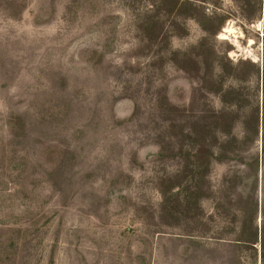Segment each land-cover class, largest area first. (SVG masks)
<instances>
[{
	"label": "rangeland",
	"instance_id": "1",
	"mask_svg": "<svg viewBox=\"0 0 264 264\" xmlns=\"http://www.w3.org/2000/svg\"><path fill=\"white\" fill-rule=\"evenodd\" d=\"M0 264H264V0H0Z\"/></svg>",
	"mask_w": 264,
	"mask_h": 264
},
{
	"label": "bare ground",
	"instance_id": "2",
	"mask_svg": "<svg viewBox=\"0 0 264 264\" xmlns=\"http://www.w3.org/2000/svg\"><path fill=\"white\" fill-rule=\"evenodd\" d=\"M224 32L230 34L232 32V30L230 28H227L224 30Z\"/></svg>",
	"mask_w": 264,
	"mask_h": 264
}]
</instances>
